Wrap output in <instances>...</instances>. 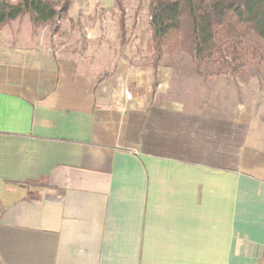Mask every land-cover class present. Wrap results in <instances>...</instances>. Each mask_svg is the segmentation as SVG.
Masks as SVG:
<instances>
[{"label":"crops","instance_id":"obj_1","mask_svg":"<svg viewBox=\"0 0 264 264\" xmlns=\"http://www.w3.org/2000/svg\"><path fill=\"white\" fill-rule=\"evenodd\" d=\"M123 69L0 45V264H264V136L222 146L235 113L177 103L163 124Z\"/></svg>","mask_w":264,"mask_h":264},{"label":"rangeland","instance_id":"obj_2","mask_svg":"<svg viewBox=\"0 0 264 264\" xmlns=\"http://www.w3.org/2000/svg\"><path fill=\"white\" fill-rule=\"evenodd\" d=\"M0 1L14 4L18 0ZM5 44L58 55L75 62L80 72L99 79L114 76L123 66L119 74L123 82L119 85L124 98L132 97L131 77L135 73L136 96L146 94L150 112L156 110L158 115L153 117L163 124L162 113L176 103L184 105L191 116L214 115L226 120L235 113L238 124L234 135L231 127V142H222V146L239 149L246 135L259 142L264 136L261 44L250 40L244 44L239 67L229 59L198 66L179 50L171 35L164 42L154 74L148 0H71L66 19L34 28L26 15L0 26V45ZM189 129L195 131L196 127ZM192 142L197 144L196 140Z\"/></svg>","mask_w":264,"mask_h":264},{"label":"trees","instance_id":"obj_3","mask_svg":"<svg viewBox=\"0 0 264 264\" xmlns=\"http://www.w3.org/2000/svg\"><path fill=\"white\" fill-rule=\"evenodd\" d=\"M70 7L71 0L0 1V26L27 15L39 28L66 19ZM148 14L154 74L171 35L198 66L229 59L239 67L248 40L264 49V0H148Z\"/></svg>","mask_w":264,"mask_h":264},{"label":"built area","instance_id":"obj_4","mask_svg":"<svg viewBox=\"0 0 264 264\" xmlns=\"http://www.w3.org/2000/svg\"><path fill=\"white\" fill-rule=\"evenodd\" d=\"M128 97V96H127Z\"/></svg>","mask_w":264,"mask_h":264}]
</instances>
